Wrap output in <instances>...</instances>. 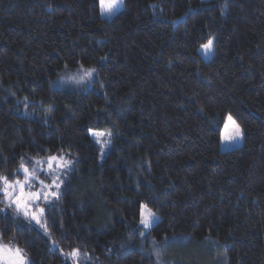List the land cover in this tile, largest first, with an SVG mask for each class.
I'll list each match as a JSON object with an SVG mask.
<instances>
[{"label": "trees", "instance_id": "1", "mask_svg": "<svg viewBox=\"0 0 264 264\" xmlns=\"http://www.w3.org/2000/svg\"><path fill=\"white\" fill-rule=\"evenodd\" d=\"M123 6L108 20L99 0H0V173L74 160L48 232L0 214L3 241L32 264H73L77 248L79 264H158L151 246L170 238L169 264H214L212 246L222 264H264V0ZM79 65L102 89L53 87ZM92 130L112 134L104 156ZM142 204L160 216L145 234Z\"/></svg>", "mask_w": 264, "mask_h": 264}, {"label": "snow or ice", "instance_id": "2", "mask_svg": "<svg viewBox=\"0 0 264 264\" xmlns=\"http://www.w3.org/2000/svg\"><path fill=\"white\" fill-rule=\"evenodd\" d=\"M122 5H124V0H99L102 15H115ZM201 48L206 54L213 52L214 38L208 39ZM93 72L94 70H84L79 78L73 75L63 77L61 81H74L77 84H82L86 79L92 77ZM50 111L51 109H49ZM227 120L228 123L225 124V132L222 137L223 141L232 143L242 139L244 131L241 126L231 115L227 117ZM92 135L101 144V154L103 155V148L106 143H110V139L101 138H110L112 134L110 132H93ZM30 160L34 165L32 168L27 166L23 157L20 158L17 173H22L23 179H20L17 173H13L12 178L0 173V197H2L0 204L4 205L3 208H0V214L5 217L12 215L13 219L22 218L29 223L35 222L47 233V218L44 216V208L39 207V205L40 203H51L59 200V189L63 182L61 175L71 168L73 161L66 158L65 155H50L43 159L33 157ZM40 173L47 177V182L41 178ZM156 219L158 217L155 212L149 209L147 205H141L139 223L143 225L145 230H151ZM55 244L56 242L53 241V245ZM67 255L73 260V264H79L83 257L90 259L86 253H81L78 248L73 249ZM0 264H32V262L24 249L15 244L5 243L2 235H0Z\"/></svg>", "mask_w": 264, "mask_h": 264}, {"label": "rangeland", "instance_id": "3", "mask_svg": "<svg viewBox=\"0 0 264 264\" xmlns=\"http://www.w3.org/2000/svg\"><path fill=\"white\" fill-rule=\"evenodd\" d=\"M203 1L204 2H209V1H213V0H203ZM123 9H124V6L122 5L115 15H112V16L102 15V14L101 15H102V17L104 19L111 20V19L115 18L116 16H118L119 14H121ZM199 53H200L201 57L204 60H206V61L209 60L212 57V54H213V52L206 54L202 50V48H200ZM84 70H94V72H93L92 77L90 79H86L85 82L82 83V84H77L74 81H67V82H62L61 81V78L67 77V76L75 75V76H77V78H79V75H82ZM97 86L100 87L99 89H102L103 85H102V81L99 78V75H98V72H97L96 68L93 67V66H83V65H79V66H77L74 69H65V70H63L61 72V74H59L57 80L53 83V87L54 88L73 90V91H87L89 89H95ZM93 132H105L106 133V131H102V130H92L91 131V135H92ZM92 137L94 138L93 135H92ZM101 139L109 140L110 138L109 137H102ZM94 140L99 145L100 152H101V144L97 142L96 138H94ZM109 147H110V143H106L104 148H103V155L101 154L102 156H104V154H106V152L108 151ZM65 156H66V158L71 159L73 161V164L71 166V168H72L73 165H74V160L71 157L67 156V155H65ZM30 158H33V157H29V156L28 157H24V160H25V163L27 164V166L29 168H32L34 165L31 162ZM37 159H43V158H37ZM71 168L69 170H71ZM69 170H66V173ZM40 175H41V178L45 179L46 182H47V177L43 173H40ZM20 179H23V174H22ZM61 179L63 181L64 174L61 175ZM62 184H63V182H62ZM62 184H61V186H62ZM61 186H60V188H61ZM0 199H2V197H0ZM142 205H145V204H142ZM39 207L44 208V203H40ZM152 211L155 212L156 216L158 217V219H156L155 222H154V224H155L160 219V216H159V214L156 211H154V210H152ZM44 212H45V208H44ZM33 223L36 226L41 227L40 225L36 224L35 222H33ZM141 226H142L143 233L144 234L147 233L148 230H145L143 225H141ZM177 239L179 241V238H170L167 241L165 240L163 243L152 244L150 252L153 254V256L155 257V260H156V262L158 264H169V261H174L175 260V259L169 258L170 257L169 255L172 254L175 251L176 252L180 251V248L177 249L176 246L174 245L176 243ZM182 241H183V243L185 242L183 239H182ZM211 253H213V256H212L211 260L214 261V264H222L223 263L221 261L222 258L220 256V254H218L217 251L215 253V251L213 249V246L211 247ZM171 264H173V263H171Z\"/></svg>", "mask_w": 264, "mask_h": 264}]
</instances>
